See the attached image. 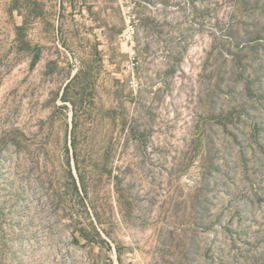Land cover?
I'll return each instance as SVG.
<instances>
[{
	"label": "rangeland",
	"instance_id": "rangeland-1",
	"mask_svg": "<svg viewBox=\"0 0 264 264\" xmlns=\"http://www.w3.org/2000/svg\"><path fill=\"white\" fill-rule=\"evenodd\" d=\"M0 264H264V0H0Z\"/></svg>",
	"mask_w": 264,
	"mask_h": 264
},
{
	"label": "trees",
	"instance_id": "trees-1",
	"mask_svg": "<svg viewBox=\"0 0 264 264\" xmlns=\"http://www.w3.org/2000/svg\"><path fill=\"white\" fill-rule=\"evenodd\" d=\"M22 30H23L22 26L18 27V31H22ZM91 72L92 69L85 66L82 67L75 74V76L67 83V85L64 88L63 95L61 97L63 103L72 106V110L74 113L73 121L75 122V127L80 110L85 108L87 102L85 93L88 91V89H90L89 77L91 75ZM94 100L95 99H93L92 102H94ZM66 152L68 155V160L66 162L68 179L70 180L71 186L73 188V193H74L73 196L79 200L78 207L76 208L78 209L77 213L80 211V208L85 210V211L82 210V213H78V215H75L76 221H75L74 234L80 239H83L91 244L96 243V241L98 242V240L102 241L103 243H107L106 240L102 237V234L97 228V226L94 224L93 220H91L90 218V221L89 220L87 221V216L89 217L88 200L90 198V195L85 184L86 179L80 168V153L78 151V144L76 143V139L73 140L72 142V154H70L69 148L66 149ZM71 156L75 162L77 175L74 174L72 169ZM56 197L58 196L55 195V197L53 198Z\"/></svg>",
	"mask_w": 264,
	"mask_h": 264
},
{
	"label": "built area",
	"instance_id": "built-area-1",
	"mask_svg": "<svg viewBox=\"0 0 264 264\" xmlns=\"http://www.w3.org/2000/svg\"><path fill=\"white\" fill-rule=\"evenodd\" d=\"M128 22H130V19H128Z\"/></svg>",
	"mask_w": 264,
	"mask_h": 264
}]
</instances>
